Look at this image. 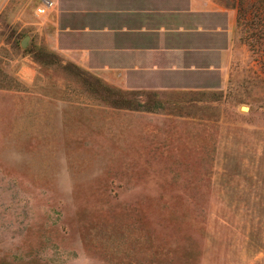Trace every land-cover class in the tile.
Returning <instances> with one entry per match:
<instances>
[{"label":"rangeland","instance_id":"1","mask_svg":"<svg viewBox=\"0 0 264 264\" xmlns=\"http://www.w3.org/2000/svg\"><path fill=\"white\" fill-rule=\"evenodd\" d=\"M223 1L228 81L163 102L22 47L36 1L0 0V264H264L262 15Z\"/></svg>","mask_w":264,"mask_h":264},{"label":"crops","instance_id":"2","mask_svg":"<svg viewBox=\"0 0 264 264\" xmlns=\"http://www.w3.org/2000/svg\"><path fill=\"white\" fill-rule=\"evenodd\" d=\"M51 1L46 14L23 16L31 43L148 101L204 99L224 87L239 53L237 10L223 0Z\"/></svg>","mask_w":264,"mask_h":264},{"label":"trees","instance_id":"3","mask_svg":"<svg viewBox=\"0 0 264 264\" xmlns=\"http://www.w3.org/2000/svg\"><path fill=\"white\" fill-rule=\"evenodd\" d=\"M255 8H257V10L259 12H261V15H262V16H258L257 18H258L259 31H260V34H261L260 38L261 39H264V0H255ZM238 16H239V14H238ZM238 16H237V20H239V17ZM47 53L51 54L50 52H47ZM52 55H54V54H52ZM100 88H98V91L102 89V91H104L105 93H109V91L107 90V88H104V86H103V88H101V89Z\"/></svg>","mask_w":264,"mask_h":264},{"label":"built area","instance_id":"4","mask_svg":"<svg viewBox=\"0 0 264 264\" xmlns=\"http://www.w3.org/2000/svg\"><path fill=\"white\" fill-rule=\"evenodd\" d=\"M53 1L51 0H42V5L36 8V13L38 15H43L46 11L53 6Z\"/></svg>","mask_w":264,"mask_h":264},{"label":"water","instance_id":"5","mask_svg":"<svg viewBox=\"0 0 264 264\" xmlns=\"http://www.w3.org/2000/svg\"><path fill=\"white\" fill-rule=\"evenodd\" d=\"M28 40H29V36L28 35L24 36L22 38V40H21V46L22 47H25L26 46V43L28 42Z\"/></svg>","mask_w":264,"mask_h":264}]
</instances>
